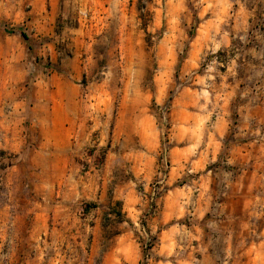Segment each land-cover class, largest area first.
<instances>
[{
  "label": "rangeland",
  "instance_id": "374dc122",
  "mask_svg": "<svg viewBox=\"0 0 264 264\" xmlns=\"http://www.w3.org/2000/svg\"><path fill=\"white\" fill-rule=\"evenodd\" d=\"M0 150V264H264V0H0Z\"/></svg>",
  "mask_w": 264,
  "mask_h": 264
},
{
  "label": "trees",
  "instance_id": "16d2710c",
  "mask_svg": "<svg viewBox=\"0 0 264 264\" xmlns=\"http://www.w3.org/2000/svg\"><path fill=\"white\" fill-rule=\"evenodd\" d=\"M139 11V18L143 21L146 17V12L142 11L143 5L138 6ZM143 26H145L143 24ZM50 65V64H48ZM83 84L86 83L85 77L83 78ZM12 155L8 154L7 152L0 150V180L2 179V176L5 174L8 166L9 161L12 159ZM2 189L0 185V190ZM95 204H88L85 206L84 212H88V209L90 208H96ZM108 211L103 213V219L101 222V228L103 232L105 233L106 238L111 239L119 234L117 230V226L122 224L124 222V215L121 212L120 209V202H114L110 203L108 206Z\"/></svg>",
  "mask_w": 264,
  "mask_h": 264
}]
</instances>
